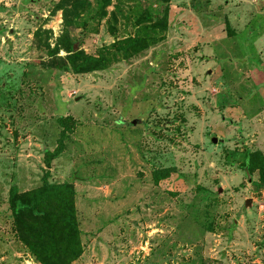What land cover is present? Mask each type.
<instances>
[{
	"label": "rangeland",
	"instance_id": "obj_1",
	"mask_svg": "<svg viewBox=\"0 0 264 264\" xmlns=\"http://www.w3.org/2000/svg\"><path fill=\"white\" fill-rule=\"evenodd\" d=\"M58 1L0 0V264H36L8 191L41 184L61 117L72 130L48 181L75 189L72 264H264V183L243 167L264 157V0H111L104 17L88 0L70 37L108 63L83 75L34 41L61 35ZM144 11L162 12V39L124 59L113 43Z\"/></svg>",
	"mask_w": 264,
	"mask_h": 264
},
{
	"label": "trees",
	"instance_id": "obj_2",
	"mask_svg": "<svg viewBox=\"0 0 264 264\" xmlns=\"http://www.w3.org/2000/svg\"><path fill=\"white\" fill-rule=\"evenodd\" d=\"M99 14L106 16L111 0H99ZM88 6V0H59L54 11L61 12L63 31L55 40L54 46L48 42L50 31L37 29L33 38L46 57L57 58L60 52L65 56L54 62L52 68L58 73L73 75L91 74L104 70L107 59L103 54L87 55L76 45L70 33L75 30L81 14ZM162 16V17H161ZM137 31L134 36L113 43V50L124 59H129L158 43L162 36L157 30L164 28L162 12L148 14L145 11L136 21ZM47 37L44 40L41 38ZM72 120L58 118L61 128L57 146L52 152L45 151L43 156L46 171L41 177V184L31 190L20 192L12 186L8 191V210L12 218V228L17 240L25 247L36 264H72L83 253L81 232L75 208V189L71 183H50L51 162L64 151V139L72 130ZM243 167L247 174L258 172L264 183V157L260 152L245 156ZM169 170L154 171L155 184L167 178Z\"/></svg>",
	"mask_w": 264,
	"mask_h": 264
},
{
	"label": "water",
	"instance_id": "obj_3",
	"mask_svg": "<svg viewBox=\"0 0 264 264\" xmlns=\"http://www.w3.org/2000/svg\"><path fill=\"white\" fill-rule=\"evenodd\" d=\"M212 142H213V143H215V142H216V140H215V139H213V140H212Z\"/></svg>",
	"mask_w": 264,
	"mask_h": 264
}]
</instances>
